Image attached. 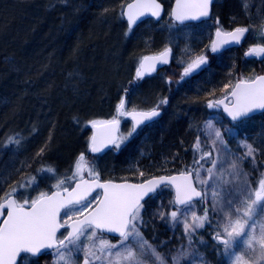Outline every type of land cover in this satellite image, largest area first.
Returning a JSON list of instances; mask_svg holds the SVG:
<instances>
[{
  "label": "trees",
  "instance_id": "1",
  "mask_svg": "<svg viewBox=\"0 0 264 264\" xmlns=\"http://www.w3.org/2000/svg\"><path fill=\"white\" fill-rule=\"evenodd\" d=\"M130 1L0 0V196L15 187L18 199L21 184L31 177L40 181L46 173L40 169L66 174L81 154L91 156V121L120 118L116 106L124 95L126 109L159 105L162 113L119 150L93 156L103 161L100 180L142 182L188 172L197 133L213 116L206 102L223 98L241 79L264 73L262 56L251 72L242 70L249 36L264 24V0L260 5L215 1L204 25L211 30L217 20L226 31L248 27L249 32L239 48L215 56L206 40L196 55L207 56V63L181 83L167 79L179 73L178 33L169 14L173 0H158L165 6L159 21L148 19L129 31L122 11ZM165 47L173 48L171 65L134 81L142 57ZM134 93L138 99L132 105ZM228 122L251 140L253 160L264 162V113L240 124ZM9 138L19 145L3 147ZM48 256L30 264H43Z\"/></svg>",
  "mask_w": 264,
  "mask_h": 264
},
{
  "label": "snow or ice",
  "instance_id": "2",
  "mask_svg": "<svg viewBox=\"0 0 264 264\" xmlns=\"http://www.w3.org/2000/svg\"><path fill=\"white\" fill-rule=\"evenodd\" d=\"M211 3L212 0H176L170 15L180 24L187 20H199L209 16ZM161 11V4L157 0H135L134 3L127 5V12H122V15H127L129 31H131L132 25L141 16L148 13L159 19ZM217 23L219 22L217 21ZM262 31H264V26H262ZM247 32H249L248 27H236L230 32H224L218 27L216 29L217 39L212 41L211 51H218L224 44L240 43ZM170 53L171 49L165 48L159 56L145 57L144 61L167 63ZM245 55L264 57V44L250 47ZM206 63L205 56H197L187 63L181 79L189 76ZM145 67L146 65L142 61L140 68L137 69V79H142ZM147 68L155 70V63H149ZM230 95L234 102L231 107L225 104L224 110L232 120L247 117L256 110H264V76L238 82ZM161 103H167V101L163 100ZM221 104H224V100L215 103L210 101L208 107H219ZM158 108L159 105L147 112H127L125 100L121 99L116 106L117 116L130 115L133 120L131 130L127 136L119 135L120 121L116 117L107 121H91L92 127L97 131L91 137L90 150L94 153L99 152L109 145L119 150L121 144L136 133L141 124L159 115ZM208 127H213L211 121L208 122ZM215 137L223 144L221 133L218 130L215 132ZM216 140L213 141V151L216 150ZM19 143V140L9 138L3 147H7L9 144L19 145ZM195 147L197 151H201L200 160L211 158L212 151H202L199 138L196 140ZM245 147L247 149L245 157L254 159L255 149L251 144H245ZM42 151L43 149H41ZM84 161L85 157L81 154L76 162L75 172L70 177L58 180L54 185L57 190L51 194L40 192L39 196L34 199L22 197L18 200L15 198L17 189L13 187L10 192L0 196V217H4L0 221V264H18V257L21 258V262L24 260L21 254L37 257L43 255V250L47 249L55 250L56 264H70L71 252L82 249V238L90 242L86 248H83L85 251L84 264H96L97 261H102L105 258H108L107 264H143L142 258L146 255L153 258V264H168L157 249L143 238L139 230V225L143 223L141 209L144 208V204L141 201L149 193H154L156 188L166 180L176 186L175 202L184 205L190 204L193 196L202 197V199L206 196V193L202 194L201 191H197L193 183V175L196 182L202 186H210L209 181L217 178L223 184L230 183L223 179V171L217 173L216 159L210 160L211 167L205 169V177L201 176L203 165H200L199 168L189 170L187 174L181 173L179 178L159 177L141 184L127 182L117 184L111 181L101 183L99 173L92 168L88 169L89 179H85L83 176ZM230 168L232 169L230 175L236 178L242 175L235 161L231 163ZM39 171L54 173L55 170L47 168ZM178 179L181 181L180 183H177ZM68 181H76L75 187L71 189L64 187ZM35 182L36 177H31L26 184H21L20 187H27ZM97 188L102 189V194L93 197V201H95L93 207L92 201H89L88 197ZM227 195L233 197L225 201L227 206L232 208L237 203L236 189H232ZM239 195L243 197L242 200H239L243 209L241 207L234 209L237 215L235 220L231 219L233 214L231 211L226 213L229 222L224 225L223 234L217 233L216 239L224 246V251L232 260V264H247L243 253L237 255L234 250L238 240L249 251H255L256 245H259L260 259H264V222L258 219L259 214L264 213V178L258 181V186L254 189H250L247 181H244V187L240 189ZM212 199L214 207L222 199L216 187H212ZM89 209L91 210L88 211ZM62 210H64V216L67 217L63 222H61L60 215ZM85 211H88L87 215H84ZM177 211L179 210L170 213L174 222L178 219ZM160 215L161 218L164 217L163 212ZM206 220L207 209L204 210L202 216L192 213L191 224L185 219L184 232L190 243L192 233L197 228H203ZM257 227H259V235L256 234ZM62 228L70 230L66 234L60 233L58 237L57 233ZM103 231L117 233L119 235L118 242L113 244L106 239L99 238L98 233ZM118 246L122 250L113 253L112 250ZM97 252L100 254L97 255ZM113 256L114 259H112ZM197 258V255L193 254L189 260V254L182 251L177 256L171 257V264H195Z\"/></svg>",
  "mask_w": 264,
  "mask_h": 264
},
{
  "label": "rangeland",
  "instance_id": "3",
  "mask_svg": "<svg viewBox=\"0 0 264 264\" xmlns=\"http://www.w3.org/2000/svg\"><path fill=\"white\" fill-rule=\"evenodd\" d=\"M253 2H258L257 5H260V0H253ZM250 3H252L251 0ZM254 19L258 20L259 18L255 16ZM218 27L223 31H226L219 25V23H217V20H215L214 27L211 30L208 25H175L172 27V29L178 33L174 38V43L176 44L174 51V60L179 67V73L177 75L169 76L167 78L168 80L175 79L174 81H176V83H181L184 78L188 77L186 76L181 79L184 68L186 67L188 62L197 57L198 49H201V44L206 40V45H208L207 48L208 50H210L212 35ZM260 31L261 30H252V33L249 36L248 40L252 43L251 47L257 44H264V38H262V34ZM165 48H163L162 51L165 50ZM167 48H170L173 52L172 47ZM260 57L261 56L244 55L242 70H244L245 72H251L255 67V63H258V61L260 60ZM242 80H252V78H243L240 81ZM228 92L225 97L229 94ZM133 95L134 96L133 99H131V103L132 105H135L138 96L135 95V93ZM217 100L210 101L215 103ZM210 101H207L205 106L208 112L213 113V116L203 124V126L197 133V138H199L200 140L201 150L212 151V156L209 159L200 160L201 151H197L195 147L197 140L196 139L192 155L190 157L189 169L193 170L199 168L200 165H203V168H201V176L205 177V169L211 167L210 160L216 159L218 163V168L216 170L217 173L223 171V179L230 181V183L223 184L219 181V178H217L216 180L209 181L210 186H202L198 182H196L195 176L193 175L194 182L197 188L201 190L202 193H206V196L203 197L202 201L198 205H196L195 203H191L182 208H176L173 204V196L171 191L168 188H163L159 190L154 196H152L148 201H146L144 203V208L141 209L143 223L139 225V230L143 238L157 249L161 256L166 259L168 264H171V257L177 256L182 251L189 254V260L191 259L193 254H196L198 258L195 260V264H232V260L224 251V246L221 245L216 239L217 233L223 234L224 225L229 222V218L226 213L231 211L233 213L231 219L235 220L237 218V215L235 214L234 209L236 207H241L243 209V206L239 204V200L243 199V197L239 195V191L244 187V181H247L248 187L250 189H254L258 186V181L261 178H264V162H255L252 157H245V154L247 152L245 144L252 143L249 137L241 136L238 132L239 130L228 125V121L224 118L218 107H208ZM143 102H145V100H143ZM147 110L148 109H140L139 107H128L126 109L127 112ZM129 118L130 115H123L120 117L121 128L119 135L127 136L128 132L131 130L132 126ZM209 121H211L213 125L212 128L208 127ZM91 128L92 124L90 125V129ZM217 130L221 133V140L223 141V144H221L220 140H216L215 132ZM137 132L138 131H136V133H134L131 137H128L121 144V146H124L127 142H129L137 134ZM251 139L254 138L252 137ZM214 140H216V150L213 151ZM89 149L90 145L88 143V152ZM113 149L116 150L115 148ZM84 157L85 167L83 169V176L89 178L88 169L92 168L95 170V172L99 173L100 179L103 164L102 159L85 155ZM254 157L256 156L254 155ZM77 160L73 164L71 170L66 174H60L56 170L54 171V173L46 172L41 176L40 181H36L35 183L27 187H20L19 191L17 192L18 199L20 200L22 199V197L34 199L39 196L40 192L50 193L51 191L57 190L54 185L58 182V180L72 176L73 172H75V165ZM196 161H199V163H196ZM233 161L237 163L238 168L242 173L239 178L230 175V173L232 172L230 165ZM28 181L29 179H27L24 184H26ZM74 182L75 181H68L64 185V187H70ZM212 187H216L217 191L220 192V195L222 197V199L216 204L215 207L213 206ZM234 188L236 189L235 199L237 200V203L234 204L232 208H229L225 201L229 198H233L229 197L227 194ZM96 196L97 194L93 197ZM93 197L89 199V201H92V206H94L95 204V201H93ZM205 209H207V220L205 221L204 227L197 228L192 233L190 243L188 236L184 232V221L185 219H187V221L191 224L192 213H196L197 216H202ZM176 210H179L177 211L178 219L174 222L171 218L170 213ZM86 212L87 211H85V213ZM161 212L164 213L163 218H161ZM64 219H67V217L64 216L63 212L61 222H63ZM258 219L264 222V213H260ZM246 231H248V229H246ZM165 233L167 234V237H164ZM256 234L259 235V227H257ZM98 235L99 238L110 241L109 239L101 236L100 233H98ZM82 240V249L79 251L74 250L71 252L70 264H84L85 251L83 250V248H86L90 242L84 238H82ZM118 240L119 239H116V241L110 242L116 244ZM96 243L98 244V240L96 241ZM120 250L122 249H120L118 246L116 249H113L112 252L115 253L116 251ZM234 250L237 255L243 253L244 260L247 262V264H264V259H260L259 245H256L255 251H249L246 250L238 240L237 246ZM93 251H95V249H93ZM48 254V259L43 261V264H56L57 257L55 250ZM99 254L100 253L97 252V255ZM31 259V257L25 256L23 262L20 261V264H30L32 262ZM107 259L108 258H105L102 261H97L96 264H107ZM112 259H114V256L112 257ZM142 259L143 264H153V258L151 256L146 255Z\"/></svg>",
  "mask_w": 264,
  "mask_h": 264
},
{
  "label": "water",
  "instance_id": "4",
  "mask_svg": "<svg viewBox=\"0 0 264 264\" xmlns=\"http://www.w3.org/2000/svg\"><path fill=\"white\" fill-rule=\"evenodd\" d=\"M214 1H215V0H212V3L210 4V7H209V16H208V17H202V18L199 19V20H187V21H185L183 24H180V23L176 22V21L171 17V15H170V18H171V20H172L176 25H178V26H182V25H186V24H197V23H200V22H203V21H208V20L210 19V17H211V14H212V5H213ZM134 2H135V0H132V1H130L129 3H134ZM157 2L161 4V8H162L160 18L157 19L156 17H153V16H151L150 14L146 13L144 16H141V17L136 21L135 24L132 25L131 30L134 29L137 25H139L141 22H143V21H145V20L150 19V20H154V21H159V20L162 18L163 14H164V6H163V4H162L161 2H159L158 0H157ZM129 3H128V4H129ZM128 4H127V5H128ZM175 4H176V0H173V2H172V4H171V7H170L169 14L171 13L172 9L175 7ZM127 5L123 8V11H122L123 13H126V12H127ZM122 17H123V20L126 22L128 28H129L127 15H122ZM263 26H264V25H263ZM230 31H232V30H230ZM230 31H224V32H230ZM247 33H248V32H247ZM247 33H245V36L241 39L240 43H234V42H233V43L224 44V45H222V46L220 47V49H219L218 51H216V52H212V51H211V47H210V52H209V54H210L211 56H214V55L220 54V53H222V52H224V51H226V50L232 49V48H239V47L243 44L244 40L246 39ZM261 34L264 35V31H262V28H261ZM216 39H217V37H216V30H215L214 35H213V37H212V41H214V40H216ZM211 43H212V42H211ZM163 51H164V50H163ZM163 51H162V52H163ZM162 52H160V53H162ZM246 52H247V51H246ZM246 52H245V53H246ZM160 53H158V54H153V55H146V56L142 57V59H141L140 62H139V66H138V68H140V65H141V62H142V61H143V62L145 63V65H146L145 70H144V75H143L142 79H145V78H147V77L153 76V75L157 74L159 71H161L162 69H164V68H166V67H169V66L171 65V62H172V51H171V53H170V55H169V57H168V62H167V63L153 62V61H144V58H145V57H155V56H159ZM149 63H155V70H150V69L147 68V65H148ZM202 66H203V65H201V67H202ZM136 73H137V71H136ZM136 73H135L134 81L142 80V79H137V77H136ZM259 76H264V73H263V74H260V75H258V76H256V77H259ZM256 77H255V78H256ZM255 78H254V79H255ZM238 82H240V81H238ZM238 82H237V83H238ZM237 83H236V84H237ZM236 84H235V85H236ZM235 85H234V86H235ZM234 86H233V87H234ZM232 89H233V88H232ZM232 89H231V91H232ZM231 91H230V93H231ZM230 93L226 96L227 99H225V97L222 98V99H220V100H224V104H221V105L218 107V108L220 109L221 113H222V114H223V115H224V116H225L230 122H232V123H239V122H241V121H243V120H247V119H249V118H252V117H254V116H257V115H260V114L264 113V110H256V111H254L253 113H250L249 116H247V117H241V118H239V119H237V120H232V118H231V117L228 115V113L224 110V105L227 104V101H229V100L231 101L230 104H227L229 107H231V104L234 102V101H233V98H232L231 95H230ZM125 98H126V97H125V95H124L122 99L125 100ZM218 101H219V100H218ZM149 111H150V110H149ZM133 112H135V113H140V112H147V111H133ZM158 112H159V115H158V116L153 117L150 121H145L144 124H141V125L137 128V131H138L139 129H141V128H143V127H145V126H147V125H149V124H151V123H153V122H155V121L161 116V113H162L161 110H158ZM117 119H119V117H117ZM129 120H130L131 126H133V120H132V117H131V116H130ZM119 121H120V120H119ZM120 128H121V122H120V124H119V133H120ZM96 131H97V130L94 129L93 127L91 128V135H90L89 145H90V142H91V137L93 136V134H94ZM119 133H118V134H119ZM112 149H113V147H112L111 145H109V146H107V147H104V148H102L101 151H99V152H95V153L92 152V151L89 149V154H90L91 156H99V155H101V154H103V153H105V152L111 151ZM183 173H184V174H187L188 172H183ZM180 176H181V173L173 174V175H169V176H167V175L154 176V177H151V178H149V179H147V180H145V181H143V182H140V183H134V182H130V181H111V182H113V183H117V184H119V183H124V182L132 183V184H141V183H144V182H146V181H148V180H150V179H154V178H157V179H158L159 177H165V178H168V177H177V178H179ZM84 178H85V179H89V178H87V177H84ZM192 179H193L194 186L196 187L195 182H194V177H192ZM99 180H100V179H99ZM107 181H110V180H106V181H102V180H100L101 183H103V182H107ZM180 182H181V181L178 179V180H177V183H180ZM75 183H76V181H75V182L73 183V185H72L71 187H69V188L71 189L72 187H75ZM163 187H169V188L173 191V193H174V200H173V203H174V206H175L176 208H182V207L186 206V205H184V204H179V203H176V202H175V201H176V186H175V184L169 183L167 180H166L163 184H160V185L156 188V191H155L154 193H149V195H148L147 197H145L144 200L141 201V203L143 204L147 199H149L150 197H152L155 193H157V192H158L161 188H163ZM196 189H197V191H201V190H199L197 187H196ZM54 191H56V190H54ZM54 191H51V192H54ZM51 192H50L49 194H51ZM201 192H202V191H201ZM96 194H102V189H99V188L95 189V190L91 193V195L88 197V199L92 198V197H93L94 195H96ZM202 194H203V193H202ZM201 200H202V197H196V196H193V198H192L190 204H191V203H199ZM94 206H95V204H94ZM94 206H93V207H94ZM90 210H91V209H90ZM90 210H89V211H90ZM5 211H6V210H5ZM63 212H64V210L61 211V214H60L61 217H62ZM87 214H88V211H87L84 215H87ZM80 218H83V217H80ZM3 219H4V217H0V221H2ZM69 223H71V221H69ZM69 230H70V229H67V228H62V229H60V232L57 233L58 237L60 236V233H65V234H66V232L69 231ZM100 234L104 235L105 237L111 238V239H119V235H118L117 233H110V232H107V231H103V232H101ZM43 251H44V254H46V253H50V252L54 251V249H47V250H43ZM21 256H22V257H23V256H28V257H31V258H40L42 255L37 256V257H32L30 254H21ZM20 259H21V258L18 257V262H19Z\"/></svg>",
  "mask_w": 264,
  "mask_h": 264
},
{
  "label": "flooded vegetation",
  "instance_id": "5",
  "mask_svg": "<svg viewBox=\"0 0 264 264\" xmlns=\"http://www.w3.org/2000/svg\"><path fill=\"white\" fill-rule=\"evenodd\" d=\"M215 1H216V0H215ZM215 1H214V3H215ZM172 2H173V1H172ZM214 3H213V5H214ZM171 4H172V3H171ZM213 5H212V7H213ZM163 6H164V5H163ZM170 7H171V6H170ZM164 10H165V6H164ZM211 16H212V15H211ZM170 19H171V18H170ZM210 19H211V17H210ZM210 19H209V20H210ZM209 20H208V21H203V22H200V23H197V24H187V25H192V26H193V25H204L205 23L209 22ZM217 55H218V54H217ZM214 56H215V55H214ZM205 57L207 58V56H205ZM172 59H173V57H172ZM207 60H208V58H207ZM200 68H201V67H200ZM200 68H199V69H200ZM199 69L195 70L194 72L198 71ZM155 75H156V74H155ZM150 77H151V76H150ZM147 78H149V77H147ZM145 79H146V78H145ZM142 80H143V79H142ZM224 97H225V96H224ZM224 97H223V98H224ZM230 103H231L230 100L227 101V104H230ZM262 114H263V113H262ZM260 115H261V114H260ZM260 115L254 116V117H252V118L259 117ZM249 119H251V118H249ZM247 120H248V119H247ZM244 121H245V120L239 122V124H240V123H243ZM229 123H230V122H229ZM171 175H173V174H171ZM167 176H169V175H167ZM135 183H139V182H135ZM163 188H165V187H163ZM163 188H161V189H163ZM167 188L171 191L172 196H173V200H174V193H173V191H172L169 187H167ZM161 189H160V190H161ZM155 194H156V193H155ZM155 194H154V195H155ZM154 195H153V196H154ZM150 198H151V197H150ZM150 198H149V199H150ZM147 200H148V199H147ZM147 200H146V201H147ZM146 201H145V202H146ZM145 202H144V203H145ZM144 203H143V204H144Z\"/></svg>",
  "mask_w": 264,
  "mask_h": 264
}]
</instances>
